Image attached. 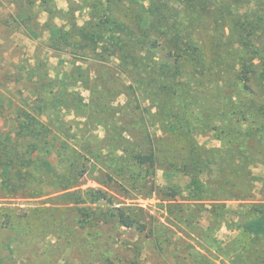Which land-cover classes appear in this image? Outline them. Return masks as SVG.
I'll list each match as a JSON object with an SVG mask.
<instances>
[{"label": "trees", "instance_id": "1", "mask_svg": "<svg viewBox=\"0 0 264 264\" xmlns=\"http://www.w3.org/2000/svg\"><path fill=\"white\" fill-rule=\"evenodd\" d=\"M91 8L83 24L69 13L51 29L58 51L102 68L113 63L95 79L86 75L89 97L54 78L43 83L48 96L37 94L29 109L5 113L0 106L10 126L0 127V264H60L58 250L100 224L146 231L142 209L114 207L104 190L82 189L88 162H119L105 165L103 184H136L143 167L159 166L201 184L223 163L226 172L206 183V191L216 189L203 197L214 201L251 198L253 186L228 189L231 177L264 166V0H94ZM65 110L86 118L84 127H56L52 116ZM204 134L221 146L200 144ZM51 187L60 193L53 204L77 207L4 202L38 199ZM253 263L264 264V250Z\"/></svg>", "mask_w": 264, "mask_h": 264}, {"label": "rangeland", "instance_id": "2", "mask_svg": "<svg viewBox=\"0 0 264 264\" xmlns=\"http://www.w3.org/2000/svg\"><path fill=\"white\" fill-rule=\"evenodd\" d=\"M93 2L51 0L49 5H41L39 0H0L1 111L29 109L37 94L48 96L43 83L54 78L64 80L69 92L88 98L86 75L95 79L97 71L114 68L113 63L102 68L56 49V36L51 29L66 23L69 13L83 24L93 12ZM143 3L147 8L148 3ZM51 7L55 11L49 15L46 9ZM119 102H124L123 97ZM51 121L60 129L72 127L70 132H74L84 127L86 118L65 110L52 116ZM0 127L5 132L10 130L2 116ZM90 134L92 132L87 136ZM95 135L102 140L105 133L98 128ZM198 140L210 150L221 146L215 134L201 135ZM76 141L67 139L70 145H75ZM112 163L119 164L109 158L101 159L97 165L88 162L91 171L84 178L82 189L104 190L114 207L142 209L141 222L146 225V231L141 233L137 227L126 228L116 223L86 229L77 237L73 236L66 248L58 250L60 264H247L249 260L252 264L264 250V239H259L264 235V166L251 168L252 175L247 178L235 174L231 177L234 186L228 189L238 191L253 186L251 198L214 201L203 197L210 196L216 189L210 187L206 191V183L226 172L223 163L202 176L201 184L163 166L143 167L136 184L131 180L103 184L109 172L105 165ZM228 171L227 176H231ZM101 173L103 176L99 177ZM101 178L103 181H99ZM45 194L38 199L4 202L21 208L40 206L44 202L60 210L77 207L64 201L53 204L51 200L60 194L55 187L47 188ZM246 248L253 258L247 257ZM22 257L31 256L27 253ZM39 258L32 256L36 261Z\"/></svg>", "mask_w": 264, "mask_h": 264}]
</instances>
